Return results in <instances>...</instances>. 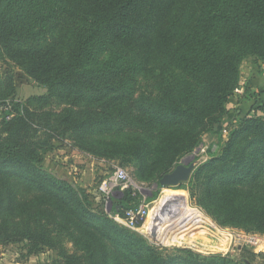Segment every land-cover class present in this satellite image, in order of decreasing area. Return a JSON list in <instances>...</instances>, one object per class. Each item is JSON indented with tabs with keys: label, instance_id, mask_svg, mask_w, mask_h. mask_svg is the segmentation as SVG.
<instances>
[{
	"label": "trees",
	"instance_id": "16d2710c",
	"mask_svg": "<svg viewBox=\"0 0 264 264\" xmlns=\"http://www.w3.org/2000/svg\"><path fill=\"white\" fill-rule=\"evenodd\" d=\"M248 57L264 62V0H0V59L46 90L17 100L0 72V257L20 244V262L56 252L38 264H254L246 248L156 245L114 218L139 205L132 189L109 213L44 165L67 141L158 182L204 135L223 139ZM212 148L179 187L218 225L264 235V101Z\"/></svg>",
	"mask_w": 264,
	"mask_h": 264
},
{
	"label": "rangeland",
	"instance_id": "374dc122",
	"mask_svg": "<svg viewBox=\"0 0 264 264\" xmlns=\"http://www.w3.org/2000/svg\"><path fill=\"white\" fill-rule=\"evenodd\" d=\"M0 72L13 74L17 100H25L32 95H39L46 91L43 86L28 77L12 62H4L0 59ZM262 92H264V62L254 63L253 58L248 57L241 65L240 87L231 97L228 105L229 111L224 117L223 139L217 138L214 134L204 135L202 145L186 155L181 162L195 161L198 165L209 158V147L213 146V151L219 150L222 140L228 138L235 120L247 114L253 105L258 107L263 103L264 93ZM44 165L54 170L58 175L77 181L82 186L90 187L98 198L101 196L104 198L105 193L101 189L102 182L114 175L115 166H120L118 162L98 160L89 154L80 152L71 147L67 141L55 142V148L46 155ZM126 170L130 175L132 174L131 168H126ZM132 184L129 188L133 190V187H135V192L139 198L143 200V197H146L147 201L150 202L151 216L145 218L141 226L143 227L146 224V231L141 232V229L136 231L146 235L151 242L167 247H187L203 254L223 253L232 256H239L241 249L246 248L256 254L254 264H264L263 234L249 233L242 229L218 225L191 199L187 188H181L179 185L155 186V182L152 184L141 183L134 178ZM119 188L120 186H115L109 194L112 200L111 207L106 209L109 213L112 211L114 200L123 195V191ZM171 192L176 196L173 200L168 197ZM103 201L105 206V199ZM186 212H189L193 219L199 221L197 227L193 229L195 236L197 235L196 237H193L190 233L188 234V232L181 233L180 228H170L168 226L164 232L159 233L164 241L159 236L156 239L151 238L149 229L156 227V221L158 223V221L165 220L161 222L162 227L165 223L169 225L171 221L177 218V221H179V217H182L183 219L189 218L187 223L189 225L192 220L185 215ZM20 247V244L7 246L0 257V261L20 257ZM69 248L71 250L70 245ZM54 256H56V252L47 250L38 255H32L33 263H41Z\"/></svg>",
	"mask_w": 264,
	"mask_h": 264
},
{
	"label": "built area",
	"instance_id": "2783aa9c",
	"mask_svg": "<svg viewBox=\"0 0 264 264\" xmlns=\"http://www.w3.org/2000/svg\"><path fill=\"white\" fill-rule=\"evenodd\" d=\"M132 176L130 175V173L126 170V168H123L122 166H115V170H114V175L110 178L105 179L102 184H101V189L102 191H104V198L103 196H101V198L105 199V209H108L111 207L112 205V200H111V196L109 195L112 191V189L115 186H120V190H125L126 188H129L132 184ZM131 184V185H130ZM134 189V194L135 192V187H133ZM141 189V188H140ZM151 208H150V202L147 201L146 197H143V200L140 201L139 205L136 208H132V209H128L125 212V215H120L118 213H116L114 215V218L121 224L130 227L134 230H139L143 223L145 218H147L150 214ZM186 216H189L190 219L192 220L190 222L189 225H187V223L189 222V218H182L179 217V221L173 220L170 222L169 225H167L166 223L161 227L163 221H156V227H157V236H159V233L161 231H165L166 228H168V226L171 228H180L181 233L187 231L190 232V229H192V227H194V225H196L197 223H199V221H196L195 219L192 218V216L189 214V212L185 213ZM185 217V216H184ZM139 221L142 222V224L140 225V223H138ZM165 226V227H164ZM150 230V234H151V230L152 228L149 229Z\"/></svg>",
	"mask_w": 264,
	"mask_h": 264
},
{
	"label": "water",
	"instance_id": "95a60500",
	"mask_svg": "<svg viewBox=\"0 0 264 264\" xmlns=\"http://www.w3.org/2000/svg\"><path fill=\"white\" fill-rule=\"evenodd\" d=\"M195 161L180 162L170 172L164 174L158 182H155V186H178L182 183L189 181L194 169L196 168ZM157 227H153L151 230V238L156 239ZM235 257L234 255L232 256Z\"/></svg>",
	"mask_w": 264,
	"mask_h": 264
},
{
	"label": "crops",
	"instance_id": "0c3cea01",
	"mask_svg": "<svg viewBox=\"0 0 264 264\" xmlns=\"http://www.w3.org/2000/svg\"><path fill=\"white\" fill-rule=\"evenodd\" d=\"M194 227H197V224L196 225H194ZM194 227H192V229H190V232H188V234L190 233V234H192V236L193 237H196L195 236V231L193 230L194 229ZM185 232H187V231H185ZM197 234V233H196ZM185 235V234H184ZM42 261H44V260H42ZM0 264H35V263H33V257L32 256H30L26 261H24V262H20V261H18L17 259H16V257H14V258H11L10 260H8V259H3V260H1L0 261ZM38 264V263H37Z\"/></svg>",
	"mask_w": 264,
	"mask_h": 264
},
{
	"label": "bare ground",
	"instance_id": "6f19581e",
	"mask_svg": "<svg viewBox=\"0 0 264 264\" xmlns=\"http://www.w3.org/2000/svg\"><path fill=\"white\" fill-rule=\"evenodd\" d=\"M151 216V211H150V214H149V217ZM141 230V232H144V231H146V224L143 226V227H141L140 228ZM212 230V229H211ZM159 238L161 239V240H163L164 241V239L161 237V236H159ZM230 243V242H229Z\"/></svg>",
	"mask_w": 264,
	"mask_h": 264
}]
</instances>
